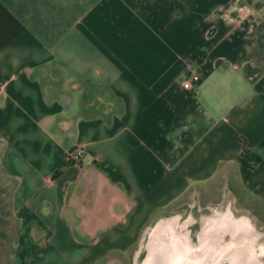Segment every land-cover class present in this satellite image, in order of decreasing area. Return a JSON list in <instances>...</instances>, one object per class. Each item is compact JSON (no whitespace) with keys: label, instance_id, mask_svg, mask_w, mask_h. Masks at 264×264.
Segmentation results:
<instances>
[{"label":"crops","instance_id":"0c3cea01","mask_svg":"<svg viewBox=\"0 0 264 264\" xmlns=\"http://www.w3.org/2000/svg\"><path fill=\"white\" fill-rule=\"evenodd\" d=\"M0 168L19 264H258L264 0H0Z\"/></svg>","mask_w":264,"mask_h":264},{"label":"rangeland","instance_id":"374dc122","mask_svg":"<svg viewBox=\"0 0 264 264\" xmlns=\"http://www.w3.org/2000/svg\"><path fill=\"white\" fill-rule=\"evenodd\" d=\"M85 101L92 104L91 106L97 103L102 104L103 107L105 105L103 102L105 98L100 100L90 92L85 95ZM11 188L12 184L4 177L0 168V264H19L15 256L14 243L17 232L15 230L16 218L12 214ZM230 206L234 211L235 221L240 223L241 239L244 240L243 242H253V251L258 264H264V211L257 203L244 198L239 199L237 203H231ZM220 207L218 204L209 206V212L219 211ZM190 221H198L197 216ZM260 251L262 255L258 254ZM243 263L249 264L248 258H242Z\"/></svg>","mask_w":264,"mask_h":264},{"label":"built area","instance_id":"2783aa9c","mask_svg":"<svg viewBox=\"0 0 264 264\" xmlns=\"http://www.w3.org/2000/svg\"><path fill=\"white\" fill-rule=\"evenodd\" d=\"M198 81H199V77L197 75H192L191 77L182 81V87L188 91L194 90ZM81 153H82L81 148L74 149L67 153L66 160L68 162H77Z\"/></svg>","mask_w":264,"mask_h":264},{"label":"trees","instance_id":"16d2710c","mask_svg":"<svg viewBox=\"0 0 264 264\" xmlns=\"http://www.w3.org/2000/svg\"><path fill=\"white\" fill-rule=\"evenodd\" d=\"M243 155L246 156L247 158L251 159V161L254 162V163L257 161V158L254 157V155L251 154V153L249 152V150H247V149H244V150H243ZM58 172H59V169L56 170L55 175L58 174Z\"/></svg>","mask_w":264,"mask_h":264},{"label":"bare ground","instance_id":"6f19581e","mask_svg":"<svg viewBox=\"0 0 264 264\" xmlns=\"http://www.w3.org/2000/svg\"><path fill=\"white\" fill-rule=\"evenodd\" d=\"M258 254H259V255H262V252L260 251ZM257 256H258V255H257Z\"/></svg>","mask_w":264,"mask_h":264}]
</instances>
